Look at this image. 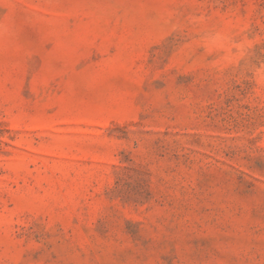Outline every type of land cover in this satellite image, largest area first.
I'll return each mask as SVG.
<instances>
[{"label":"rangeland","instance_id":"rangeland-1","mask_svg":"<svg viewBox=\"0 0 264 264\" xmlns=\"http://www.w3.org/2000/svg\"><path fill=\"white\" fill-rule=\"evenodd\" d=\"M0 264H264V0H0Z\"/></svg>","mask_w":264,"mask_h":264}]
</instances>
